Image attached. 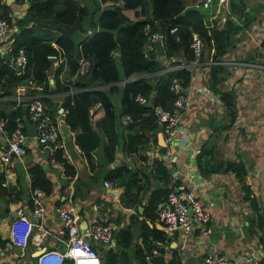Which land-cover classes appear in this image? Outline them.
<instances>
[{
	"label": "trees",
	"instance_id": "16d2710c",
	"mask_svg": "<svg viewBox=\"0 0 264 264\" xmlns=\"http://www.w3.org/2000/svg\"><path fill=\"white\" fill-rule=\"evenodd\" d=\"M89 1L91 3L86 0H28L25 13L17 16L14 22L16 30L9 37L13 49L24 46L28 60L22 71L18 72L0 56V97L12 96L17 85L25 84V96L40 95L46 109L53 114L58 98L52 94L63 92L69 87L60 81L61 66L55 70L54 84L48 81L47 71L51 60L47 55L56 51L54 44H57L63 48L67 57L68 74L73 76L70 85L78 89L74 94L63 95L60 99L68 108L65 116L67 128L80 129L75 135V142L82 154L92 160L95 150L101 148L105 163H109L121 145L125 153L134 151L146 158L149 154L143 150L146 146L155 144L156 132L161 129L152 104L160 103L169 107L176 96L169 89L172 79L176 78L182 87L187 86L190 79V70L187 68L169 71L162 68L166 64H176L178 60L174 62L172 56L180 50H183L185 57H189L188 60L191 59L193 52L189 45L192 31L202 41L200 59L207 56L214 60L220 58L234 44L235 34L242 27L232 15L246 13L247 5L243 0H230L231 13L223 24L217 25L208 21L199 8L187 5L185 0ZM16 2L20 4L23 0ZM10 6L0 3V16H6ZM147 22H150L153 30L159 29L165 36V61L160 60L153 50L149 57L144 55L143 43L147 37L144 27ZM84 23H88L90 32H86ZM174 25H177V29L170 32L169 29ZM76 33L83 35L76 39ZM262 43L264 46V39ZM114 51L119 54L114 55ZM81 57L88 59L90 64L84 73L78 67ZM221 69L222 65H210L209 85L220 93L233 111V92L221 91L214 85L218 79L217 71ZM124 79L123 83H117ZM101 83L109 85L106 88H88ZM152 91L156 94L150 100L152 104H142L135 99L137 93L149 97ZM98 101L100 106L90 113V109ZM27 102L28 98H25L15 106L11 99L0 100V116L8 114L10 122L17 116L28 118ZM119 114H129L130 119L124 123L121 117L119 119ZM57 151L60 156V150ZM165 162L164 158L151 157L146 165L139 167H131V163H118L109 168L102 178L117 179L118 185L123 187L120 201L130 206L140 203L144 208L143 216L153 221L159 205L165 201L173 184L178 182L176 179L174 183L171 182L174 178L172 167ZM195 162L201 175L206 177L214 172L233 171L242 179L245 174L244 165L223 157L213 138L203 142L196 153ZM64 165L65 174L73 177L74 168L68 165L67 160H64ZM28 173L31 187L39 186L47 194L52 191V181L41 163H31ZM6 176V167L0 162V196H9V201L13 197L10 196L11 190H19L21 177L16 172L15 183L4 184ZM242 186L246 190L244 197L249 199L252 207L248 230L261 232L257 237L264 249V209L251 196L249 185L243 183ZM147 191L146 203H142ZM72 194L78 195L75 184ZM210 220L200 223L194 231L208 227ZM142 224L148 234L153 235L152 239H148L149 235L145 234V240L160 241L153 244L160 253L155 257L156 264L180 263L179 254L170 246L174 236H167L164 230L154 224L149 227L143 220ZM120 235L122 248L131 246V226L123 227ZM0 246H8L7 238L0 236ZM167 248L171 250V256L165 260L161 255ZM106 251L103 259L105 264H123L122 249L115 251L109 248ZM137 257L140 258V264L145 263L142 248L137 249ZM65 264H70V261L66 259ZM258 264H264V257Z\"/></svg>",
	"mask_w": 264,
	"mask_h": 264
},
{
	"label": "crops",
	"instance_id": "0c3cea01",
	"mask_svg": "<svg viewBox=\"0 0 264 264\" xmlns=\"http://www.w3.org/2000/svg\"><path fill=\"white\" fill-rule=\"evenodd\" d=\"M192 1L187 2V5L194 6L193 3L198 0ZM243 1L247 5L246 13L232 15L242 27L235 34L234 44L229 50L223 52L220 58L214 60L207 56L200 59L203 51L200 37L198 38L201 41V49L198 54L189 45L193 52L190 60H188L189 57H185L183 50L172 56L173 61L178 60L174 65L184 63L186 66L178 68L190 70V79L187 86L183 87L189 102L180 109L178 130L170 142L171 155H167L165 158L166 154H163L165 146L162 125L161 129L156 132L155 144L148 145L143 150L149 155L144 158L135 152L143 159L144 163L133 167L146 165L151 157L164 158L165 163L172 167L174 178L171 182L175 179L184 181L202 199L208 197L215 200V204L211 208L212 219L207 230L198 228L185 238L177 232L170 234L147 216H143L144 208L140 203L135 206L123 204V201H120L123 187L118 184L116 187L104 186L103 180L106 178L103 179L102 176L109 168L115 167L118 163L132 164L131 154L134 151L125 153L122 146L119 145L114 159L109 163H105L101 155L96 154L97 150L94 152L93 159L88 160L75 142L77 132L72 133V130L63 126L64 142L68 152V157L65 159L68 161V165L74 168L73 177L70 178L65 174V165L58 151L47 152L44 148L37 146L33 138L28 140L24 162L13 159L11 165L4 166L7 172L4 184H14L16 172L21 177V184L18 191L11 190L10 196L13 197L9 201L7 200L9 196H0V236L7 238L8 244L5 247L0 246V254L2 251L9 254L2 260H10L12 264H35L37 253L44 246L62 249L67 234L59 232L61 222L57 216L56 207L64 202H71L75 206L81 230L91 223L93 217L107 218L113 230L110 245L102 244L99 241L92 242L98 249L101 264H105L103 259L109 248L115 251L123 250V257H121L123 264H140L137 249L142 248L145 253L146 250L153 247L154 243H160L159 240L148 241V239H152L153 235L148 234L146 227L141 225L142 220L147 222L149 227L154 224L157 228L164 230L167 236H174L170 246L179 254L180 263L178 264H203V256L212 250H219L229 255L233 253L241 255L248 253L251 247L256 248L259 244L261 246L257 237V234L261 232H251L247 227L252 207L249 199L244 197L246 190L242 185L243 183L249 185L251 196L255 198L260 208L264 209V69L250 64L264 63L262 43L264 39V0ZM0 3L11 5L3 0H0ZM194 7L199 8L208 21L217 25L223 24L227 15L231 13L230 0L225 3L212 0L208 6ZM87 24H83L84 29L86 32H90ZM157 27L159 28V25ZM81 34L83 35V33ZM81 34L76 33V39H80ZM191 34L192 36L193 34L197 35L195 31H192ZM164 41L165 36L162 42L160 40L165 54ZM54 45L56 47L57 44ZM143 49L145 53L144 46ZM152 50L159 58L155 44L149 54L144 55L149 57ZM10 53L12 54L13 50ZM165 60L166 56L162 61ZM7 62L12 66L11 58ZM211 64L223 66V69L217 71L218 79L214 85L221 91L231 90L233 92V111L220 93L209 85ZM89 65L88 60L87 70ZM174 65L166 64L162 70L169 71L165 68ZM66 76L71 75L67 73ZM50 83L54 84L53 81ZM117 83L123 82L118 81ZM104 85L105 83H101L90 87L92 89L106 88L107 86ZM20 86H23L24 93L26 92L27 86L20 84L15 87L14 94ZM172 107L173 104L169 106V108ZM0 117L9 118L8 114ZM212 138L216 141L223 157L244 165L245 174L242 179L233 171L214 172L208 177L201 175L195 162L196 153L204 141ZM162 150L163 152H161ZM100 151L102 152V149ZM54 159H60L61 164H55ZM34 162L42 164L52 181V191L48 194L43 214V223L50 233L38 238L37 229L34 228L27 241V246L19 248L9 243V226L15 216L17 206L29 207L28 195L31 185L28 167ZM74 184L78 193L75 196L72 194ZM148 193L149 191L144 195L142 203H146ZM32 219L35 220L34 217ZM125 226H131V246L122 248L120 230ZM145 234L149 235L147 240H145ZM161 256L167 260L171 256V250L167 248ZM241 264H258V261L257 259L245 260Z\"/></svg>",
	"mask_w": 264,
	"mask_h": 264
},
{
	"label": "built area",
	"instance_id": "2783aa9c",
	"mask_svg": "<svg viewBox=\"0 0 264 264\" xmlns=\"http://www.w3.org/2000/svg\"><path fill=\"white\" fill-rule=\"evenodd\" d=\"M11 4V9L7 11L6 16H0V55L8 53L12 60L13 68L20 72L27 63V52L24 46H17L13 49L12 40L9 39L11 32L16 30L14 26L17 16H22L25 13V8L28 5V0H23L17 4L16 0H3ZM212 0H198L193 3L194 6H208ZM220 3H225L227 0H217ZM144 29L147 32L146 40L144 41L145 55L149 54L150 49L154 48L156 40H163V33L157 29H152L150 22L145 24ZM177 25L172 26L169 30L174 32ZM190 46L196 54L201 49V41L196 34H193ZM13 50L11 54L10 51ZM118 51H114V55H118ZM51 60V66L47 71L48 81L54 82V74L57 67L61 66L60 81L69 87L52 95L58 98L54 113L51 114L45 107L44 101L40 95L25 96L23 86H20L15 94L11 97H0V100L11 99L18 105L21 100L28 98L27 114L30 122L35 124L34 134L30 136L26 132V124L24 117L17 116L13 122H10L8 117H0V162L4 166L12 164L13 159H18L24 162L25 155L28 149V140L33 138L37 146L44 148L47 152L53 153L60 150L61 158L66 160L68 152L64 142L63 126H68L66 123V113L68 108L63 105L61 96L72 95L78 89L70 85V80L73 76H66L68 73L67 57L62 47L56 45V51L47 55ZM259 68L264 69L263 62L250 63ZM88 60L81 57L78 60L79 71L84 73L87 70ZM186 66L184 63L167 66L165 70ZM120 80V82H124ZM106 84L104 86H108ZM92 89L91 87H88ZM170 91L176 96L173 101V107L169 108L160 103H151V99L156 97L152 92L150 97L137 93L135 99L142 104H152L153 113L157 120L162 125L164 133V154L170 156L172 147L170 142L178 130V122L180 117V109L188 104V95L180 82L173 78L169 85ZM100 101L96 102L90 109L93 113L99 106ZM13 106V108L15 107ZM129 114L121 116L122 122H128ZM70 129V127H68ZM72 130V129H70ZM80 129H74L71 132H79ZM60 159H54V163L61 164ZM143 159L135 152L132 153V166L143 164ZM103 184L106 187H116L117 179H104ZM48 194L39 186L29 188V207L18 206L15 209V216L9 226V243L16 245L19 248L27 246V241L30 238L34 228L37 229L38 238L50 233L43 223V214L46 207ZM215 200L206 197L202 199L195 193L193 188H190L186 182L178 181L173 184L168 191L166 199L158 208L156 218L153 220L155 224L168 231L170 234L179 233L182 237L191 235L194 228L200 223L207 222L212 219L211 208L214 206ZM191 208V215L188 214V209ZM57 216L61 222L60 233L66 232L67 238L64 241L63 249L57 247L44 246L39 250L34 260L35 264H65L66 259L70 264H101V257L98 249L92 243L93 241H101L104 244L110 245L112 241V227L105 217H93L91 223L81 230L79 227L78 216L75 214V206L71 202H64L56 207ZM35 218V220L32 219ZM208 227L205 228L207 230ZM8 253L2 251L0 254V262L2 258L8 257ZM159 255L157 247L153 246L144 253L145 264H156L155 257ZM264 257V249L260 244L253 248L251 247L248 253L238 255L237 253L226 254L219 250H212L203 256V264H241L243 261H251L257 259L259 261Z\"/></svg>",
	"mask_w": 264,
	"mask_h": 264
},
{
	"label": "water",
	"instance_id": "95a60500",
	"mask_svg": "<svg viewBox=\"0 0 264 264\" xmlns=\"http://www.w3.org/2000/svg\"><path fill=\"white\" fill-rule=\"evenodd\" d=\"M155 50L156 53L159 55V59H164L165 58V54H164V49L161 45L160 40H157L155 43ZM3 57H5V59H9L8 58V53H4L2 55ZM24 122L26 124V132L27 134H29L30 136L34 134V128H35V124L33 122H30L28 118H24ZM165 158H167V155H164ZM192 210L191 208L188 209V214L191 215ZM3 264H12V262L10 260H5Z\"/></svg>",
	"mask_w": 264,
	"mask_h": 264
},
{
	"label": "rangeland",
	"instance_id": "374dc122",
	"mask_svg": "<svg viewBox=\"0 0 264 264\" xmlns=\"http://www.w3.org/2000/svg\"><path fill=\"white\" fill-rule=\"evenodd\" d=\"M186 2H193L192 0L190 1V0H188V1H186ZM174 62H176V61H174ZM120 117H121V114H119V119H120ZM121 121V120H120ZM100 149L101 148H98L97 149V151H96V154H99V155H101V158H103V160H104V156L102 155V152L100 151ZM105 162V161H104ZM75 214L77 215V211H76V209H75ZM78 216V215H77ZM99 242H101V241H99ZM102 243V242H101ZM102 244H104V243H102ZM106 253H107V251H106Z\"/></svg>",
	"mask_w": 264,
	"mask_h": 264
},
{
	"label": "clouds",
	"instance_id": "9594fccd",
	"mask_svg": "<svg viewBox=\"0 0 264 264\" xmlns=\"http://www.w3.org/2000/svg\"><path fill=\"white\" fill-rule=\"evenodd\" d=\"M28 200H29V199H28ZM19 206H20V205H19ZM17 207H18V206H17ZM17 207H16V208H17ZM16 208H15V209H16ZM65 233H66V232H65Z\"/></svg>",
	"mask_w": 264,
	"mask_h": 264
}]
</instances>
